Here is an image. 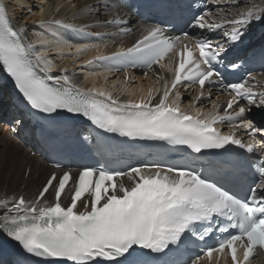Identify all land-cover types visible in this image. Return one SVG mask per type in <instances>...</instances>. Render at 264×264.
Here are the masks:
<instances>
[{
	"label": "snow or ice",
	"instance_id": "obj_1",
	"mask_svg": "<svg viewBox=\"0 0 264 264\" xmlns=\"http://www.w3.org/2000/svg\"><path fill=\"white\" fill-rule=\"evenodd\" d=\"M6 7L0 2V72L22 94L26 108L51 122L84 119L97 136L181 146L191 163H141L123 170L101 160L100 166L82 165L75 177L69 171L59 176L52 172L33 199L23 194L0 199V234L42 264H221V259L224 264H249L264 251V128L246 117L252 107L264 108V83L251 75L226 82L220 70L240 67L227 54L253 24L264 23V7L251 0H204L185 20L182 35H169L161 24H146L137 29L140 35L131 46L83 62H108L107 72H122V84H113L119 95L103 87L78 86L66 68L52 75L57 65L49 58V41L42 33L35 41L29 38L28 26H14ZM86 7L99 24L123 25V35L133 31L123 15L99 20L105 10L119 7L116 0ZM46 23L81 33L91 27L77 28L60 19L39 21L40 26ZM53 40L60 54L73 48L55 36ZM88 50L87 45L75 49L77 54ZM129 69L152 74L161 87L139 99H121L125 93L135 95L125 86L132 82ZM99 75L107 81L106 74ZM191 85H198L199 95L190 110H182L179 88ZM214 89L230 98L204 113L197 104L211 102ZM218 124L233 130L222 131ZM241 130L249 142L238 137ZM97 136H84L83 142L103 157L108 145ZM234 149L243 150L235 160L192 166L201 157H222ZM56 167L62 165L57 162ZM239 168L246 169L244 180L231 179ZM69 187L70 203L64 205L62 196ZM193 249L198 251L188 256Z\"/></svg>",
	"mask_w": 264,
	"mask_h": 264
},
{
	"label": "bare ground",
	"instance_id": "obj_2",
	"mask_svg": "<svg viewBox=\"0 0 264 264\" xmlns=\"http://www.w3.org/2000/svg\"><path fill=\"white\" fill-rule=\"evenodd\" d=\"M47 1H49V2L46 3L47 4L46 7H44L43 5L40 6L39 9H42V11L39 10L38 13H37V10H34V9L32 10L33 6L31 5V3H29L28 0H10V3L8 4L7 7L11 11L12 16L15 17L14 21L19 26L25 24L24 22L26 20H27L26 23L33 24V23L39 22L41 20H45L46 22H48V21H51L53 19L63 18L66 20L63 23H68L70 25H76V26H81V25L87 24V25L91 26L87 29L88 31H93V30L98 31V32L100 30L102 31V28L99 27V25H97V24H99L98 18L96 16L89 15L88 11H87V7H86V6H91V5L98 3V0H68V2L66 0H47ZM64 1H66V3H63ZM251 3H254V4H257L261 7H264V0H251ZM36 7H38V5ZM29 9H31V11H29ZM241 10H243V9H241ZM23 11H25V12L27 11V13H25ZM233 11H235V10H233ZM118 14L123 15L127 19H129L131 21L130 22L131 26L136 27L137 29L143 27V25H141L140 23H135V21L131 17H129L128 13L121 6H119L117 9L105 10L104 15L102 17H100L99 20L102 21L105 19H112L114 16H116ZM22 20H24V21L21 22ZM25 25L28 26L29 38H31L33 41H35L37 34L42 33L43 36L49 41L48 47H50L51 50L56 52L58 55H60V53L57 52V44L53 40V36H55L57 39H60V40L66 42L68 44L73 45V48L71 49L73 56H71V58L77 57L76 58L77 60H82L80 62V64L82 63V67L80 68V70L77 69L80 72L74 73L75 74L74 83H76L79 86H85L86 84L87 85L91 84L92 87L93 86L103 87V88L107 89L108 91H112V92H116L117 94H120L119 93V87L114 89L113 84L115 83L118 86L121 85L122 82L124 81L122 76H116V74H114V73H112V75L106 74L108 76V78L117 77L116 82L112 81L110 83L111 86L108 84L109 82L106 85V80L104 79V75H99L102 73L97 72V70H99V68H97V67H86L85 68V67H83V64H84L83 60H85V58L86 59L92 58L94 56V50H96V49H98L99 51L113 52L114 48L117 45L130 46L139 37L140 32L138 30L136 32H134L133 35H127V36H121V35H118L115 33L114 38H113V43H108V44L102 45V46L94 49L92 47H89L92 44L85 41V39H83L79 35L67 33L65 31L59 30L55 27H49L46 25L43 26V29L31 27L28 24H25ZM31 33H33V34H31ZM82 45H87L89 50L86 52H83L82 54H77L75 49L77 47L82 46ZM64 52H69V50L67 48H65ZM58 57L60 59V56H58ZM59 59L57 61H59ZM52 60H54V59H52ZM61 60H63V59H61ZM65 60H66L65 63H63L64 61H62V62L59 61V62H61L59 64L55 61L54 62L56 63V65L60 69L74 68L75 61H76V60H74V58L71 59L70 64H68L67 58ZM72 60H74V62H72ZM53 71H57L56 68L53 69ZM69 73H72V72L69 71ZM103 74H105V73H103ZM128 74L131 77L132 82L129 83L128 85H125V86L129 89V91L135 93L134 99H139V97L141 95H146L148 93L149 89H151L153 91V93L155 92V89H157L155 86V77L152 74H149L148 76H144V77H141L140 75H137V74L131 73V72H129ZM165 75H166V78H170V74L166 73ZM120 78L122 80H120ZM143 80H144V83H142ZM258 80L261 83H264V75L259 77ZM102 82H104V83H102ZM133 82H136V83H133ZM125 94H127V93H125ZM204 103H205V101L201 102L198 105L201 106V105H204ZM0 112H1L2 116H5L7 114L12 115L11 119H14L15 122L19 124V120H17V118L14 116V112L12 111V108L8 102H5L3 105L0 106ZM255 123H256V127H257L258 121H256ZM8 128H10V127H8ZM12 129H13V127H12ZM21 137L22 138H29V137H31V135L29 133H27V131L25 130V131H22L20 133V138ZM11 146H13V149L18 147L16 145V143H11L10 145L5 146V149L7 152H6L5 157H4V152L2 155V157L4 159L3 166L5 165L4 168H7L9 165H11V168L8 171L15 172V170H17V173L20 170V168L23 167V170L21 172V176H22V173L24 172L25 167H26L25 164L28 163L27 166H29L31 169V175L30 176L28 175V178L25 181V182H27L26 187L28 186V184H32L33 186H36V184L39 181L37 178L43 176L45 173H47L46 175L48 176V174L51 172V169H49L46 166L45 162L42 161L39 157L36 158L35 161H29L30 157L28 159H25V160L22 157L24 164L18 163V166H17V159L15 158L14 153L13 152L11 153V150H10ZM20 150H21V152H22V150L24 152V149L20 148ZM9 155H11V159H10L11 161H8ZM5 162H6V164H5ZM14 164H16V167H15L14 171H11ZM47 176H45V179ZM21 178L22 177H20L19 182H21ZM20 185H23V184H20ZM10 186L11 185L9 183L8 190H11L9 192L15 193L17 191V188L19 185L16 186L15 188H10ZM24 187H25V185H24ZM0 193H1V191H0ZM32 195L33 194H31V192L28 193V195H26V199L32 198ZM49 197H50V194H47V198H49ZM221 264H224V262L221 261Z\"/></svg>",
	"mask_w": 264,
	"mask_h": 264
},
{
	"label": "rangeland",
	"instance_id": "obj_3",
	"mask_svg": "<svg viewBox=\"0 0 264 264\" xmlns=\"http://www.w3.org/2000/svg\"><path fill=\"white\" fill-rule=\"evenodd\" d=\"M28 1L33 6L32 7V10L33 9L34 10H37V13L40 10L39 9L40 6L43 5L44 7H46V5H47L46 3L49 2L47 0H28ZM66 1L68 2V0H66ZM66 1H64L63 3H66ZM37 5H38V7H36ZM23 12H25V11H23ZM25 13H27V11ZM60 20H62L63 22L66 21L63 18H61ZM23 21L24 20H22L21 22H23ZM26 21L24 23H26ZM50 53H49V55H50L49 58L50 59H54L53 61L57 62L58 64L61 63L62 61H64L63 63H65L66 62V60H65L66 58L68 59V64H70L71 63V59L74 58V60L77 61V62L75 61L74 68H67V69L73 70L74 71L73 73L80 72L77 69H79L78 67H80V61L81 60L78 61L76 59L77 57H72L71 58V56H73L72 55V50L69 51V52H63V54H60V55H58L53 50H51ZM58 56H60V59H59ZM58 59L61 62L57 61ZM61 59H63V60H61ZM74 60H72V62H74ZM57 68H59V67L57 66ZM111 82H112V80L107 79L106 85L108 83L111 86V84H110ZM102 83H104V82H102ZM133 83H136V82H133ZM142 83H144V80L142 81ZM12 124H13L12 122H9V123H4V122L3 123H0V191H1V193H0V199L5 198V196L11 197L12 195H20V194H23L26 197V195H28V193H30V192H31V194H33L32 195V198H30V199H33L34 196L36 195L38 189L43 184V182L45 180L44 178H45V176H46L47 173H45L43 176L37 178L39 181L36 184V186H33L32 184H28V186L26 187L27 182H25V181L28 178V175H26V173H27L28 169H30L29 166H27L28 163L25 164L26 167H25L24 172L22 173V176H21V172L23 170V167L20 168V170L18 171V173H17V170H15V172L8 171L11 168V165H9L7 168H4L5 165L3 166L4 159H3L2 155H3V152H4V157H5L6 152H7L6 149H5V146L6 145H10L11 143H16V145L18 146L15 149H13V146H11V148H10L11 153L13 152L14 155H15V158L17 159V166H18V163L24 164L23 159L25 160V159H28L29 157H30L29 158V161H35L36 160L35 156H31L32 154H31L30 150H28L27 148H25L21 144V142L19 141V138H18L19 134H18V132H21V129L17 128V126L14 125L16 123H14L13 125ZM8 127H10V128H8ZM12 127H13V129H12ZM19 147L21 149H24V152L22 150L23 153L21 152V150H20ZM22 157H23V159H22ZM10 159H11V155H9L8 161H11ZM5 164H6V162H5ZM15 167H16V164L13 165V168H12L11 171H14ZM20 177H22L21 178V182H19ZM9 183L11 185L10 188H15L16 186L19 185L18 188H17V191L15 193L9 192V191H11V190H8ZM20 184H23V185H20ZM24 185H25V187H24Z\"/></svg>",
	"mask_w": 264,
	"mask_h": 264
}]
</instances>
